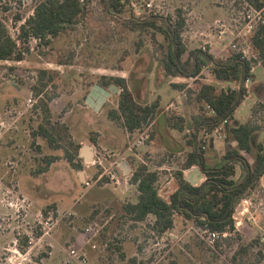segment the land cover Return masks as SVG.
<instances>
[{
	"label": "rangeland",
	"instance_id": "1",
	"mask_svg": "<svg viewBox=\"0 0 264 264\" xmlns=\"http://www.w3.org/2000/svg\"><path fill=\"white\" fill-rule=\"evenodd\" d=\"M40 1L0 0V20L13 38L17 39L19 26L33 14ZM89 3L87 16L74 31L54 39L49 47L30 40L29 51L20 62L0 61V264H77L69 253L72 247L79 250L86 264H233L234 251L238 246L247 245L241 242L239 230L243 225L249 231L256 230V237L263 241L264 176L260 186L245 199L249 207L247 215L243 217L235 212V222L241 221L242 225L230 236L221 238L215 252L202 240L201 228L178 216L174 219V228L164 234L154 229V216H148L142 222L132 220L124 206L136 202L135 186L130 192H124V180L122 184L112 183L107 176L105 185L85 186L75 173L83 171L72 170L64 160L66 143L59 141L60 147L52 149L44 139L33 136V131L43 123V113L37 107L39 100L46 95L54 96L50 103L53 124L65 123L72 127L74 136L86 145L92 146L91 140L94 139L93 151L99 157L116 154L106 157L107 166L114 161L127 162L132 172L122 178L130 181L132 173L141 165L158 172V191L168 200L178 188L174 172L184 163L188 150L170 152L162 149L160 137L157 139V119L164 111L163 118L181 116L190 120L199 110L194 97L187 100V96H181L170 83L174 79L165 78L162 73L161 45H166L163 36L156 35L153 29L134 32L124 20L157 16L159 20L173 22L177 19V10H181L186 19L181 36L190 52L202 48L210 37L217 34L216 20H222L230 27L231 18L237 17L245 5H234V0H123L124 9L112 17L100 0ZM227 43L228 39H225L217 45L218 52L215 53L218 57L226 55L227 50H219ZM187 57L188 54L184 59ZM39 70H48L53 82L43 96L37 97L33 87ZM121 76L127 80V87L138 103L144 105L160 100L161 112L149 122L152 124L150 140L142 148L134 149V155L130 157L122 151H114L125 147L124 132H128L121 122L107 117L109 110L118 108L121 91L112 95L98 112L85 102L94 84ZM209 80L214 81V78ZM251 85L252 81L249 82ZM250 90V96L234 114L241 123L249 119L257 101L255 90ZM184 94L187 95L186 91ZM29 99L33 102L28 103ZM171 101L177 108L166 111ZM259 110L255 120L262 129L259 138L263 140L264 104ZM108 121L112 122L111 126ZM110 128L119 132L117 148L98 144L99 140L110 137ZM168 131L182 136L179 131ZM137 134L128 133V141L132 142ZM206 144L207 166L216 167L223 163L221 155L229 147L226 141L216 140L213 146L209 141ZM49 156L59 159L47 165L45 161ZM159 167L164 169L159 171ZM84 169L92 179L98 175L97 171H103L102 166L88 168L84 165ZM67 214L73 215L69 217ZM255 262L256 253L249 250L237 264Z\"/></svg>",
	"mask_w": 264,
	"mask_h": 264
},
{
	"label": "trees",
	"instance_id": "2",
	"mask_svg": "<svg viewBox=\"0 0 264 264\" xmlns=\"http://www.w3.org/2000/svg\"><path fill=\"white\" fill-rule=\"evenodd\" d=\"M90 1H40L33 14L20 25L17 39L11 36L5 23L0 20V61L20 62L24 59L25 52L29 51L30 40L35 39L39 46L49 47L54 39L74 31L87 16ZM122 1L100 0L107 14L111 16L122 12L125 7ZM244 3L256 8L264 6L260 0H234V5ZM176 17L173 22L153 16L144 20L130 18L124 20V23L134 32L153 29L156 35L163 36L166 45H161L163 55L160 63L165 78L181 77L190 80L197 77L205 67H209L216 82L234 83L235 87L224 88L200 82L190 84L189 88L187 83L172 84L173 89L186 91L187 100L194 97L193 101L199 110L190 120L181 116L167 117L169 127L184 132L186 144L191 147L184 163L174 172L178 188L165 200L158 191L159 173L141 165L130 178V183L136 187L138 193L137 201L126 204L124 209L132 220L138 222L154 216L153 227L159 234L174 228L176 216L193 222L199 228L220 233L234 232V214L237 207L260 186V180L264 176V139L259 138L262 129L255 120L264 103L258 101L252 108L250 118L245 123L238 122L234 114L248 95L244 84L252 77L249 63L228 51L223 55L224 60L216 59L215 52L208 53L201 49L188 52L181 36L185 30L186 19L181 10H177ZM18 20L21 21L20 18ZM263 36L264 27L252 36L251 42L253 48L259 52L264 68ZM186 54L188 57L184 59ZM52 82L48 70H39L33 87L36 96H43ZM98 84L103 87L114 84L121 90L118 108L109 110L107 117L121 122L131 135L141 131L161 112L159 99L151 104L138 103L124 78H110ZM53 99L54 96L46 95L39 100L37 107L43 113V123L33 131V136L44 139L52 149H58V142L63 140L66 143L64 160L72 170L84 171L83 159L80 157L81 144L75 142L68 125L51 122L50 103ZM225 121V141L229 147L222 156L223 163L209 167L205 158L207 141L203 135L212 133ZM91 141L92 144L95 143L94 139ZM232 144L235 146L232 147ZM57 159L59 158L49 156L45 162L51 165ZM192 167H198L205 176V181L200 185L193 186L182 172ZM262 242L256 237L246 246H238L231 262L239 263L255 247L257 251L254 264H259L264 260Z\"/></svg>",
	"mask_w": 264,
	"mask_h": 264
},
{
	"label": "built area",
	"instance_id": "3",
	"mask_svg": "<svg viewBox=\"0 0 264 264\" xmlns=\"http://www.w3.org/2000/svg\"><path fill=\"white\" fill-rule=\"evenodd\" d=\"M243 5H245V7H243V9L239 12V15H237V17L231 18L230 22L232 23L230 24L231 25L230 27H228L227 24L223 22L222 20H216L214 22V28L218 30V32L216 31L217 34L210 37L208 41L205 42L206 43L205 46H203L200 49L204 52H207V50H209V53L218 52L217 45L219 44V42H222V41H225V39H228V43L224 46V48H222L219 51L224 52L227 50L228 52H231L232 54L238 55L241 60L247 61L249 63V66H250L249 72L252 77L248 79L244 84L248 92L249 82L253 81V76L256 74V71L258 69L263 68L260 54L253 48L251 39H252V36L256 32H258L262 27H264V6H262L261 8H256V7L248 5L247 3H244ZM215 37H216V41L214 40ZM34 41L36 42L35 39ZM215 58L224 60L223 55L218 57V55L216 54ZM211 77L213 76L210 72L209 67H205L202 70V72L195 78L186 80L181 77H176L175 79L178 80L180 83L181 82L186 83V81H191L194 83L195 81L196 82L199 81L200 83L202 82V83H207V84H214L213 82L215 81L209 80V78ZM218 84L221 85L222 83H218ZM233 85L234 83H228V86L235 87V85L234 86ZM189 87H190V84H188V88ZM183 92H185V90ZM32 102H33L32 99L28 100V103H32ZM176 108H177V105L175 103H170L166 107V111L168 110L175 111ZM225 124H226V121L223 122L219 127H217L212 133H204L203 135L204 140L209 141V142H214L216 140H225L226 139ZM151 127H152V124H148L146 129L138 131V134L135 137V139L132 142H129L128 151L133 152L134 149L143 147L146 144V142L150 140ZM187 133H189V131H187ZM107 156L108 157L110 156L111 158V157L116 156V154L111 153L108 155L107 154L101 155L99 157L93 151L92 161L90 163H84V165L87 166L88 168H90L91 166L95 168H97L98 166H102V169H103L101 173L99 171L96 172V174L98 175L96 176V178L93 177L94 179L88 177V175L86 174V177L83 181L85 186L93 187L99 184L105 185L106 184V181L104 180L105 176L109 177L108 179H110V181L118 183L116 173L112 170V167L116 164V166H118V168L120 169L121 161L110 162L109 166H107L105 163V161L107 160L106 158ZM83 173H86V171H83ZM242 202L243 204L239 206L238 209H236V214L244 217L249 212V207H247L248 206L247 200H243ZM67 215L71 217L73 214H67ZM234 219L237 220V217L235 216V214H234ZM241 225H242V222L237 221L235 228L237 229ZM200 230H201L200 232L201 238L206 244V246L215 252H217V245H218V242L221 240V238L222 239L226 238L230 236L232 233V232L220 233L217 231L209 230L207 228H201ZM262 240L264 241V237L262 238ZM69 253H70V256L74 260H76L77 264H86L87 261L81 255L79 250H76V247H72Z\"/></svg>",
	"mask_w": 264,
	"mask_h": 264
},
{
	"label": "crops",
	"instance_id": "4",
	"mask_svg": "<svg viewBox=\"0 0 264 264\" xmlns=\"http://www.w3.org/2000/svg\"><path fill=\"white\" fill-rule=\"evenodd\" d=\"M261 2L264 3V0H260ZM122 78H125L124 76H121ZM174 80L170 81V83L172 82L173 84H181L178 80H176L175 78H173ZM175 81H178L177 83H175ZM215 81V80H214ZM216 82V81H215ZM213 82L215 85H217L218 87H231V86H228V83H222L221 85L218 84V82ZM234 86V85H233ZM103 87V86H102ZM104 88H107V87H104ZM250 88H253V90H255L254 92L256 93V96H257V101L256 103H258V101H264V96H262V94H264V68L262 69H258L256 71V74L253 76V81H252V85L249 86V91H248V95L245 97V98H248L251 94V90ZM121 91V90H120ZM178 91V90H177ZM257 91V92H256ZM180 92V91H179ZM181 96H185L184 92L181 91ZM182 98V97H181ZM178 99V98H177ZM177 99H174V101H178ZM109 100V99H108ZM108 100L106 101V103L108 102ZM174 101H171L170 103H175ZM182 100L179 101V103L181 102ZM244 101V100H243ZM169 103V104H170ZM256 103L254 104V106L256 105ZM168 104V105H169ZM176 104V103H175ZM105 105V104H104ZM167 105V106H168ZM253 106V107H254ZM252 107V108H253ZM117 109V108H116ZM161 117L164 115V111H162V113L160 114ZM161 117L158 118V124H157V139H159L160 137V142H161V148L162 149H166V150H169L170 152H175V151H186V149L188 150V152L191 150V147L188 146L186 144V141L184 139V132L182 133V136H179V135H174L172 132L168 131V130H175V129H172L169 127L168 123H167V116H165V118H163V123H162V126H161ZM250 118V117H249ZM109 120V118H108ZM109 122V125L111 126L112 125V122L111 121H108ZM126 131V129H125ZM177 131V130H176ZM127 132V131H126ZM70 133L73 135V138L75 139L76 143L78 144H81V146H85L86 144L85 143H82L81 141H79L73 134V129L72 127L70 128ZM164 135H163V134ZM126 134V135H125ZM134 134V133H133ZM162 134V135H161ZM109 138L101 141L99 140V145L100 146H103L105 148H117V144L119 142V139H120V135H119V132L114 129V128H110V133H109ZM124 137H126V143H125V147L123 149H115L114 151L115 152H123L124 154L126 153L127 154V157L129 156H132L134 155L133 152L131 151H128L127 148V142H129V137H128V133H125L124 132ZM215 142V141H214ZM214 142H211V146L214 145ZM90 146V145H89ZM92 146L95 147V145L93 144ZM185 146H187V148H185ZM81 147V148H82ZM94 147H93V150H94ZM147 147V145H146ZM149 147V146H148ZM147 147V148H148ZM142 148V147H141ZM146 150V148H144ZM149 150H151V147H149ZM81 151V150H80ZM121 152V153H122ZM136 156L137 157H140L136 152H135ZM225 154V153H224ZM222 154L221 155V159H222V156L224 155ZM185 158V157H184ZM124 160H121L120 164L123 163ZM121 166V165H120ZM198 167H194V168H190V169H187V170H183V174L184 176L187 178L188 176H190ZM159 171H161L162 169H164L163 167H159L158 168ZM112 170L116 173V177L118 179V184H122V180H124V184H125V188H124V192H130L129 190L131 188H133V184L130 183L129 181V178L125 179V178H122V176L124 175L123 172L121 171V169L118 168V166H116V164L112 167ZM76 175H78V178H80V175L78 172H75ZM123 174V175H122ZM86 177V173H84V177L81 179L80 178V181L81 183H83L84 179ZM203 179L200 181L202 182ZM112 183H115V182H112ZM110 186V185H108ZM100 187V186H99ZM107 186H103L102 188L103 189H107L106 188ZM92 189V188H91ZM138 194V193H137ZM113 202V200H111ZM136 201H137V196H136ZM111 202V203H112ZM132 203H136V202H132ZM241 236H242V241L243 243L245 244H249L252 240H254L256 238V235H257V231L255 230H248L246 225H243V227L239 230ZM257 249L254 247V248H251L250 249V253H256ZM264 252V250H263ZM259 264H264V260H262Z\"/></svg>",
	"mask_w": 264,
	"mask_h": 264
},
{
	"label": "water",
	"instance_id": "5",
	"mask_svg": "<svg viewBox=\"0 0 264 264\" xmlns=\"http://www.w3.org/2000/svg\"><path fill=\"white\" fill-rule=\"evenodd\" d=\"M119 91L120 89L114 84H111L107 88H104L99 84H94L86 97V105L92 110L98 112L101 110L106 101L112 95H116ZM80 157L83 159L84 163H90L93 158V147L89 145L83 146L80 151ZM120 169L126 176L132 172V168L127 162H123L120 166ZM79 175L81 179L84 177L83 172H79ZM203 178L204 174L200 169L197 168L190 176L187 177V180L193 186H197Z\"/></svg>",
	"mask_w": 264,
	"mask_h": 264
}]
</instances>
